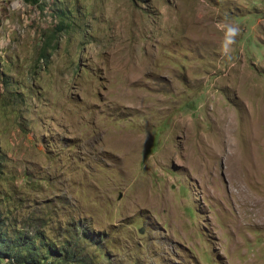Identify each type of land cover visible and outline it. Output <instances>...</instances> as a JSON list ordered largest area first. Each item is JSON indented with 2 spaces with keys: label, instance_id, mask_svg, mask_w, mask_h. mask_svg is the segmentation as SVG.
Returning <instances> with one entry per match:
<instances>
[{
  "label": "rangeland",
  "instance_id": "1",
  "mask_svg": "<svg viewBox=\"0 0 264 264\" xmlns=\"http://www.w3.org/2000/svg\"><path fill=\"white\" fill-rule=\"evenodd\" d=\"M263 117L264 0L0 6V207L42 264H264Z\"/></svg>",
  "mask_w": 264,
  "mask_h": 264
},
{
  "label": "trees",
  "instance_id": "2",
  "mask_svg": "<svg viewBox=\"0 0 264 264\" xmlns=\"http://www.w3.org/2000/svg\"><path fill=\"white\" fill-rule=\"evenodd\" d=\"M67 253L69 249H56L39 231L11 227L0 207V260L4 264H42L49 254L64 259Z\"/></svg>",
  "mask_w": 264,
  "mask_h": 264
},
{
  "label": "bare ground",
  "instance_id": "3",
  "mask_svg": "<svg viewBox=\"0 0 264 264\" xmlns=\"http://www.w3.org/2000/svg\"><path fill=\"white\" fill-rule=\"evenodd\" d=\"M146 68V67H145ZM121 109V108H120ZM127 109V108H126ZM260 111V110H259ZM260 113V112H259ZM224 115V117H225V120H226V122H225V128H226V130H227V132H228V135L231 133V128H232V121L231 120H229L228 119V117L226 116L227 115V113H224L223 114ZM253 118V117H252ZM264 118V117H263ZM224 119V118H223ZM249 121V120H248ZM255 121V120H254ZM257 122V121H256ZM255 123V122H254ZM249 125V124H248ZM259 127V126H258ZM263 127V126H262ZM253 129H255L254 127H253ZM252 130V129H251ZM256 130H257V127H256ZM264 130V129H263ZM256 132V131H255ZM223 133L224 134H226V131H223ZM253 133V132H252ZM263 135V134H262ZM254 138H256L255 137V135H254ZM253 138V139H254ZM258 138V137H257ZM260 139V138H259ZM257 140V139H256ZM227 142V141H226ZM230 142H232V140H230ZM234 142H236V141H233V143ZM259 142V141H258ZM236 144V143H235ZM201 147L202 148H204V149H207L204 145H201ZM218 147H219V145L217 146V145H215V146H210L208 149H210V150H213L214 151V153H215V155H216V152L219 150L218 149ZM229 147H230V145H229ZM236 146H234V148H235ZM255 147V146H254ZM237 148V147H236ZM236 148H235V150H236ZM233 149V148H232ZM240 149V148H239ZM251 149V148H250ZM240 153H239V151H238V155H239ZM232 158H233V160L236 162L237 161V154L234 156L233 154H232ZM241 158V157H240ZM254 158V157H253ZM239 159V158H238ZM241 160V159H240ZM236 245V244H235Z\"/></svg>",
  "mask_w": 264,
  "mask_h": 264
},
{
  "label": "clouds",
  "instance_id": "4",
  "mask_svg": "<svg viewBox=\"0 0 264 264\" xmlns=\"http://www.w3.org/2000/svg\"><path fill=\"white\" fill-rule=\"evenodd\" d=\"M228 43L229 45L235 40V38L239 35V27L238 26H230L228 27L227 33Z\"/></svg>",
  "mask_w": 264,
  "mask_h": 264
},
{
  "label": "built area",
  "instance_id": "5",
  "mask_svg": "<svg viewBox=\"0 0 264 264\" xmlns=\"http://www.w3.org/2000/svg\"><path fill=\"white\" fill-rule=\"evenodd\" d=\"M8 0H0V6L7 3Z\"/></svg>",
  "mask_w": 264,
  "mask_h": 264
}]
</instances>
